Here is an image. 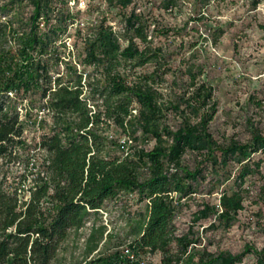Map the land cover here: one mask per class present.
Returning a JSON list of instances; mask_svg holds the SVG:
<instances>
[{
  "label": "trees",
  "instance_id": "1",
  "mask_svg": "<svg viewBox=\"0 0 264 264\" xmlns=\"http://www.w3.org/2000/svg\"><path fill=\"white\" fill-rule=\"evenodd\" d=\"M86 1L81 12L76 0H0V264H57L88 223L83 259L68 264H142L148 254L161 264H242L248 256L264 264V247L212 252L193 227L176 234L174 226L198 198L195 225H234L243 185L260 175L253 157L264 152V134L217 142L214 88L190 58L183 77L164 88L186 48L181 41L169 52L162 43L180 32L156 26L135 6L153 0ZM222 34L214 29V42ZM20 162L23 170H14ZM231 179L217 205L205 200ZM126 199L145 210L128 215L133 241L109 247L114 236L102 213Z\"/></svg>",
  "mask_w": 264,
  "mask_h": 264
},
{
  "label": "rangeland",
  "instance_id": "2",
  "mask_svg": "<svg viewBox=\"0 0 264 264\" xmlns=\"http://www.w3.org/2000/svg\"><path fill=\"white\" fill-rule=\"evenodd\" d=\"M95 2L104 3V0ZM159 2L160 0H153L152 5H148L135 1V6L139 12L148 13L151 22L156 26L173 28L180 32L181 35L172 36L162 43L167 45L169 52L174 51L181 41L186 48L185 60L173 64L176 70L172 73L175 75H167L168 84L164 88L170 87L173 76L183 77L190 58L191 64H202L204 67L205 73L200 80L208 82L214 88L218 111L210 124V131L217 142L222 145L231 141L247 143L253 133L264 134V108L257 105L258 102H263L264 105V0H200L199 4L193 0H178L177 9L168 11L161 9ZM71 5H76V10L81 12L88 8L86 0H76V4L72 2ZM94 16H87L83 20L87 22L88 18ZM112 25L116 26V23L113 22ZM216 28L223 29V34L214 42L213 30ZM69 43L71 41L67 45ZM191 45L196 47L189 48ZM193 54L195 55L192 57ZM28 132H33L32 128ZM253 159L260 162V175L249 178L243 185L244 209L229 230L211 229L209 222L196 225L193 223V213L201 202L198 198L184 206L175 218L176 234H183L193 227L195 235L201 238L202 245L212 252L224 250L239 254L245 245L256 249L263 248L264 152L254 155ZM21 163L15 164L13 169L23 170L24 164ZM232 184L233 179L213 196H204L205 200L217 205L220 192L230 190L233 188ZM144 210L145 205H136L133 199L106 204L102 221L114 236L109 247L133 241V237L128 235L129 229L126 225L128 215H138ZM90 226L88 223L69 238L57 264L82 261L84 242L89 235ZM139 260L142 264H161L159 254L143 255ZM242 264H254V258L248 256Z\"/></svg>",
  "mask_w": 264,
  "mask_h": 264
},
{
  "label": "built area",
  "instance_id": "3",
  "mask_svg": "<svg viewBox=\"0 0 264 264\" xmlns=\"http://www.w3.org/2000/svg\"><path fill=\"white\" fill-rule=\"evenodd\" d=\"M9 96H10V97H14V94H13V93H9ZM20 113H21V120H22V119H23V113H24V112L20 111ZM125 253L128 254L127 251H126ZM128 255H129V254H128ZM129 258H130V259H133V255H129Z\"/></svg>",
  "mask_w": 264,
  "mask_h": 264
}]
</instances>
